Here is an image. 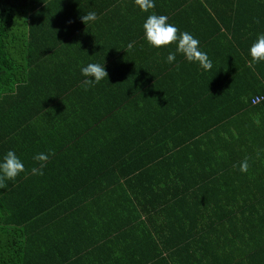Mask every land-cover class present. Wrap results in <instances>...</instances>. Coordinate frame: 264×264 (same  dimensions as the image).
I'll return each mask as SVG.
<instances>
[{
  "label": "trees",
  "instance_id": "1",
  "mask_svg": "<svg viewBox=\"0 0 264 264\" xmlns=\"http://www.w3.org/2000/svg\"><path fill=\"white\" fill-rule=\"evenodd\" d=\"M191 4L196 25L213 27L202 32L205 45L197 37L213 67L181 61L198 87L226 77L216 90L185 93L172 116L139 77L111 102L76 81L70 93L53 89V78L47 88L45 6L41 27L33 23L44 3L0 0V157L14 150L25 163L0 188V264H264V100L252 104L264 97V63L248 54L264 33V0ZM226 29L231 57L220 69ZM37 71L47 91L32 103ZM38 153H50L43 175L31 171ZM137 209L147 224L130 229L120 211ZM237 250L250 257L239 262Z\"/></svg>",
  "mask_w": 264,
  "mask_h": 264
},
{
  "label": "crops",
  "instance_id": "2",
  "mask_svg": "<svg viewBox=\"0 0 264 264\" xmlns=\"http://www.w3.org/2000/svg\"><path fill=\"white\" fill-rule=\"evenodd\" d=\"M33 1L44 3L43 7L36 9L33 23L38 28L41 27L42 16L37 17V14L45 6V15L43 13L42 15L49 23L45 27L51 35V42L47 43V47L44 49L46 57L38 55L40 56V61L45 62L47 88H50V81L53 78V89L61 88L63 92L70 93L69 85L74 84V81H76L78 88L85 89L83 87L84 77L81 75L80 68L88 63H105L109 81L105 79L100 84L89 87L91 95L96 93L110 102L114 96L116 99H119L120 96L126 99L128 93L132 90V79H138L139 77L140 84L151 81L153 84L150 86H157L156 96L158 101L164 103L163 100L166 99L168 101L166 107L170 109L172 116H174V109H179L180 105H183L181 103L185 102V93L192 95L195 90H193L194 87L199 92L205 90L210 92V89L216 90L217 87L220 88L218 85L224 82L226 71H220L214 79L208 80L198 87L200 84L191 81L194 79L190 76L188 67L182 63V55L178 54L176 62L173 64L166 62L168 53L175 50L174 45L168 48L156 49L149 46L144 39L143 22L148 15L155 13L157 15H166L169 18V22L176 25L180 31L192 33L205 45V37L202 32L204 34L211 32L213 27L205 24L206 20L201 26L196 25L198 21L189 15L190 11L195 7V4H191V0H185L184 3L183 0H154L155 7L147 12L141 11L135 0ZM89 11H95L98 19L91 25H85L81 17ZM201 16H204V19L208 18L206 14ZM224 32H226L227 38L220 41L222 57L224 58L223 63H220V69H228V62L231 57L228 43V36L231 34L228 33L227 29ZM130 42H134V45L132 49L128 50L127 45ZM206 47L204 50L209 53L210 46L206 45ZM192 69L194 68L190 70ZM42 74L43 72L39 71L36 75L37 79H35V76L31 77L32 89L28 92V95L32 96V103H35L38 95L37 90L47 91V88L41 85L40 75ZM56 76L61 77L65 82L64 85L57 83ZM188 80L190 83L182 86V82ZM114 90H119L116 95ZM226 94L225 91H222L219 101L222 102L227 96ZM184 105L189 107L187 102ZM125 180L122 179L120 184H124ZM99 188L96 190H100ZM120 212H123L121 215L124 217H128L127 222L129 221L130 225H127V227L130 229L140 228L141 222L147 224L148 213L141 209L135 210L134 213H126L123 210ZM105 221L102 224H109L108 220ZM114 238L115 236L113 235L111 238L107 237V240H114ZM251 243L253 246L252 262H254V255L257 254L259 263L260 257L258 253L261 254V249L260 251L259 249L256 250L254 242ZM109 244L115 247L112 243ZM163 248L161 246L160 251H163ZM237 254L238 261L243 263L245 262L244 257H250L248 254L245 256L243 250L241 252L237 250Z\"/></svg>",
  "mask_w": 264,
  "mask_h": 264
},
{
  "label": "clouds",
  "instance_id": "3",
  "mask_svg": "<svg viewBox=\"0 0 264 264\" xmlns=\"http://www.w3.org/2000/svg\"><path fill=\"white\" fill-rule=\"evenodd\" d=\"M141 11L147 12L155 7L154 0H135ZM85 25H91L98 19L95 11L84 13L81 17ZM2 25V21H0ZM144 39L147 44L153 48H168L175 46V51H170L167 55L166 62L173 64L176 62L177 55H182L188 63L198 64L204 71H209L213 67L212 60L208 54L202 50L200 40L192 33L180 31V29L169 22L166 15H157L155 13L148 15L143 25ZM134 42L127 45V49L133 48ZM248 54L253 65L264 63V33H260L250 45ZM81 75L84 77L83 87L87 90L100 84L105 79L108 80V73L105 63H88L80 68ZM109 81V80H108ZM49 154L38 153L33 159L40 162L39 168H32L33 175H43V169L49 159ZM248 161L245 159L240 164L242 173L248 171ZM25 172L24 161L16 154L14 150L7 151L0 157V188L5 186L6 181H15L16 178Z\"/></svg>",
  "mask_w": 264,
  "mask_h": 264
},
{
  "label": "built area",
  "instance_id": "4",
  "mask_svg": "<svg viewBox=\"0 0 264 264\" xmlns=\"http://www.w3.org/2000/svg\"><path fill=\"white\" fill-rule=\"evenodd\" d=\"M262 100H264V97L257 96L252 99V104L253 105L259 104Z\"/></svg>",
  "mask_w": 264,
  "mask_h": 264
}]
</instances>
